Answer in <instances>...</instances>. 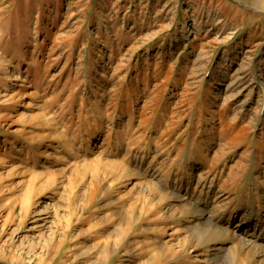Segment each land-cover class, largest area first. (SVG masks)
Wrapping results in <instances>:
<instances>
[{"label":"rangeland","instance_id":"374dc122","mask_svg":"<svg viewBox=\"0 0 264 264\" xmlns=\"http://www.w3.org/2000/svg\"><path fill=\"white\" fill-rule=\"evenodd\" d=\"M198 208L264 218V0H0V264H264Z\"/></svg>","mask_w":264,"mask_h":264},{"label":"bare ground","instance_id":"6f19581e","mask_svg":"<svg viewBox=\"0 0 264 264\" xmlns=\"http://www.w3.org/2000/svg\"><path fill=\"white\" fill-rule=\"evenodd\" d=\"M196 211L199 214L198 221L201 225L196 223L192 227V231L198 241H204L209 234H214V236H220L221 238L232 237L233 243L229 247L223 245L221 247L212 246L213 249L222 250L231 261H234L235 257L246 259L244 257L246 255L250 257L252 253L264 254V218L260 213H256L254 210H247L238 219V216L234 214L235 212H230V219L225 221L226 224H224L222 219H215L211 215L214 210L209 211L206 208H198ZM236 219L237 222L234 223ZM231 221L233 223H229Z\"/></svg>","mask_w":264,"mask_h":264}]
</instances>
